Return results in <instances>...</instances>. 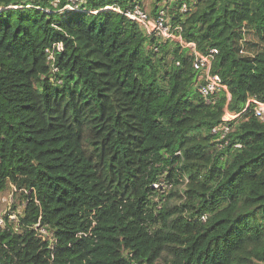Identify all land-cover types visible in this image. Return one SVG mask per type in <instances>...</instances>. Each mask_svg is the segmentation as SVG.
Listing matches in <instances>:
<instances>
[{"label": "trees", "instance_id": "16d2710c", "mask_svg": "<svg viewBox=\"0 0 264 264\" xmlns=\"http://www.w3.org/2000/svg\"><path fill=\"white\" fill-rule=\"evenodd\" d=\"M160 1L0 0V195L21 205L0 264H264V120L247 108L264 102V0L163 5L219 51L230 99L211 103L189 51L125 14Z\"/></svg>", "mask_w": 264, "mask_h": 264}, {"label": "built area", "instance_id": "2783aa9c", "mask_svg": "<svg viewBox=\"0 0 264 264\" xmlns=\"http://www.w3.org/2000/svg\"><path fill=\"white\" fill-rule=\"evenodd\" d=\"M72 1L73 3H69L63 8V10L74 9L78 7L77 3L81 0ZM197 1L198 0H193L190 3L184 1L181 4L180 11L182 13L190 11L192 9V5L195 6ZM165 2H168V0H165ZM107 8L116 9L114 7ZM125 14L130 19L139 23L147 35L161 40L178 42L181 46L180 53L183 52V49H187L189 51V55L193 58V68L199 72L196 90L203 97L206 103H211L214 94L220 90L225 91L227 93L228 99H230V93L227 86L223 83L219 75L212 73L213 60L215 55L219 53L218 49L213 48L209 53H202L197 49L195 43L186 42L181 36V27L172 24L171 14L164 6H160L157 13L155 15H151L143 3H136L133 8L129 9ZM156 49H158V47H156ZM255 50H259V46H257ZM247 52L248 51L243 47L242 53L248 54ZM180 64V60H176V65L178 66ZM250 104L254 105L256 116L264 120V102H261L256 98H250L247 108L250 106ZM237 116L238 115L229 113L228 110L225 109L223 123L219 126H216L212 130L214 134L220 135L219 139L223 140L224 144L227 143L226 137L232 130L229 122L234 120ZM219 146L222 147L223 144L220 143ZM236 147L239 148L241 145L237 144ZM155 188H159V184L155 185ZM3 222L4 220L0 215V225H3Z\"/></svg>", "mask_w": 264, "mask_h": 264}, {"label": "rangeland", "instance_id": "374dc122", "mask_svg": "<svg viewBox=\"0 0 264 264\" xmlns=\"http://www.w3.org/2000/svg\"><path fill=\"white\" fill-rule=\"evenodd\" d=\"M142 1H144L148 6L153 3V0H142ZM165 3H166L165 0L160 1V4H162V6L165 5ZM247 36L249 39L253 41L256 40L253 34L248 33ZM14 202H16V204H18V206L21 208V205H19L20 203L18 202V200L15 201V198L13 197V192L10 189L3 192L0 195V215L3 216L8 214L10 211H12ZM15 215L16 214H14L12 218H15L16 217Z\"/></svg>", "mask_w": 264, "mask_h": 264}]
</instances>
